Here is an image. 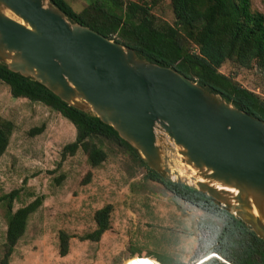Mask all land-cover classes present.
<instances>
[{
	"label": "water",
	"instance_id": "1",
	"mask_svg": "<svg viewBox=\"0 0 264 264\" xmlns=\"http://www.w3.org/2000/svg\"><path fill=\"white\" fill-rule=\"evenodd\" d=\"M0 63L110 126L162 178L168 138L193 171L188 187L264 242L263 120L72 21L50 0H0Z\"/></svg>",
	"mask_w": 264,
	"mask_h": 264
},
{
	"label": "rangeland",
	"instance_id": "2",
	"mask_svg": "<svg viewBox=\"0 0 264 264\" xmlns=\"http://www.w3.org/2000/svg\"><path fill=\"white\" fill-rule=\"evenodd\" d=\"M65 1L80 12L94 0ZM251 6L264 16V0H251ZM152 14L159 25L174 20L167 1ZM220 71L264 98V79L255 67L227 62ZM0 117L13 124L0 158V259L9 215L7 201L1 199L13 191L18 194L12 212L36 199L41 203L9 264H131L140 256L145 264H201L209 257L196 260L211 248L212 233L229 221L221 207L201 208L179 200L159 182L145 178L139 160L108 139L96 143L106 153L98 167H92L81 150L63 158L64 146L76 138L74 126L42 103L11 97L1 81ZM40 127L41 133L32 132ZM160 145L165 178L194 187L193 171L181 161L173 142L164 138ZM106 205L112 209L108 230L96 242L84 239L96 228L94 213ZM61 232L68 237L65 256L59 253Z\"/></svg>",
	"mask_w": 264,
	"mask_h": 264
},
{
	"label": "trees",
	"instance_id": "3",
	"mask_svg": "<svg viewBox=\"0 0 264 264\" xmlns=\"http://www.w3.org/2000/svg\"><path fill=\"white\" fill-rule=\"evenodd\" d=\"M50 1L72 21L133 49L149 62L174 69L199 86L219 94L237 109L264 121V98L220 71L225 63L231 62L242 68L255 67L264 79V16L252 9L251 0H94L80 12H75L65 0ZM164 1L168 2L174 20L172 24L159 25L152 10ZM0 81L8 87L11 97L42 103L74 126L76 138L64 146L63 158L81 150L89 164L98 167L105 161L106 153L96 143L108 139L125 147L139 160L146 170L145 178L159 182L179 200L201 208L213 204L191 187L162 178L150 170L110 126L91 113L61 101L38 82L9 71L1 63ZM12 130V122L0 117V158L7 149ZM42 131L43 127L32 129L35 134ZM17 194L13 191L1 199L7 201L9 215L0 264H9L29 217L41 203L36 199L12 212ZM111 210V205H106L94 213L96 228L84 235V239L94 242L100 239L109 228ZM223 213L229 221L224 223L222 230L212 233L211 248L196 260L209 256L201 264H264V242L240 221ZM67 240L61 232V256L67 254ZM212 253L220 259L210 256ZM143 259L140 256L131 264L141 263Z\"/></svg>",
	"mask_w": 264,
	"mask_h": 264
},
{
	"label": "bare ground",
	"instance_id": "4",
	"mask_svg": "<svg viewBox=\"0 0 264 264\" xmlns=\"http://www.w3.org/2000/svg\"><path fill=\"white\" fill-rule=\"evenodd\" d=\"M19 23H22V21H18ZM199 181L201 180V179H198ZM232 193H234L233 191H232ZM254 213H255V211H254ZM210 256H213V257H215V258H217V259H220L216 254H214V253H212ZM223 261V260H222Z\"/></svg>",
	"mask_w": 264,
	"mask_h": 264
}]
</instances>
